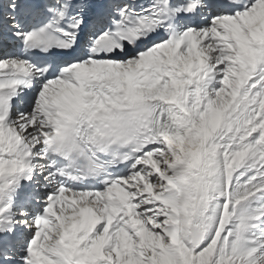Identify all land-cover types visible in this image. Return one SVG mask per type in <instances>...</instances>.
Returning <instances> with one entry per match:
<instances>
[{
	"label": "snow or ice",
	"instance_id": "1",
	"mask_svg": "<svg viewBox=\"0 0 264 264\" xmlns=\"http://www.w3.org/2000/svg\"><path fill=\"white\" fill-rule=\"evenodd\" d=\"M0 264H264V0H0Z\"/></svg>",
	"mask_w": 264,
	"mask_h": 264
}]
</instances>
